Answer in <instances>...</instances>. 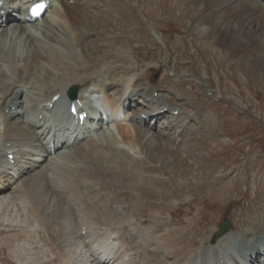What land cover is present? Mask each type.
Listing matches in <instances>:
<instances>
[{
  "label": "bare ground",
  "instance_id": "bare-ground-1",
  "mask_svg": "<svg viewBox=\"0 0 264 264\" xmlns=\"http://www.w3.org/2000/svg\"><path fill=\"white\" fill-rule=\"evenodd\" d=\"M1 1H4V6L0 8V12L4 10L6 12L3 18L1 17L4 19L2 22L8 20V25L12 26L0 27V34L10 36L13 31L11 42L16 44H11L14 48L9 49V54L0 55V62H7L8 65L5 73L3 72L4 80L0 82V209L3 210L5 207L6 209L11 208L12 211L17 210L16 213H19V216L17 214L18 218H13L15 221L10 220L11 218L6 220L0 216V238L5 237V232H7V239L20 237L24 241H29L31 237L33 239L32 233L36 235L39 231L51 232L53 233L51 237L55 236L53 240L55 252L52 256L42 257L41 260L36 262L32 260V262L31 257L27 256L26 259L20 255L22 259L16 257L19 264H264V260H261L262 257L264 259V246L261 245L264 243L262 214H256L251 219L245 216L244 220L248 223L244 229L238 232L232 231L222 237L217 236L218 227H216L213 233L206 236L207 239L193 250L194 253L190 257L180 254L173 256L169 254V256L167 251H161V256L149 258L141 247L142 244L139 243L141 237L136 229L131 224L124 225L113 218L119 214L110 210L109 213H104L103 218L105 219H103L87 213L80 198L82 190L95 191L111 198L115 196L118 202L123 201L122 206L119 207L120 210L128 207V204L124 200L121 201L120 197L127 194L134 195L136 191L134 188L138 183L129 180L125 182V179L139 183L142 180L145 182V175L141 172V166L145 163L137 157V154L144 155L146 159L156 162L159 166L163 167L164 163L167 164L164 154L169 153V146L164 141L158 142V139L165 140V137L162 133L156 134L152 128L144 126L145 119L152 113L161 114L164 110L167 112L179 110V114L171 118L175 124L174 127L180 133L176 137L179 139L181 134L189 129L187 117L192 112L189 103L193 101L194 96L187 95L186 99L181 100L179 95H183V92L165 87L152 90L148 87V83L142 82L140 75L137 74L129 78L125 89H120L126 75L119 76L118 80L117 73L111 72L108 68L116 69L117 66L98 67L96 62L91 63L87 60L97 58V61L101 59L97 50L102 49L99 51V54L102 53L100 55H103L105 51L99 43L95 46L91 44L96 40L92 41V34L96 36L101 32L102 27L109 29L114 24L113 10L102 8L105 6H101L100 0H74V9L90 16L92 22L83 19L82 14L76 16L71 14L69 11V7L72 6L70 5L71 0H60L58 2L60 7L64 8L52 10L43 23L36 24H27L23 20L25 6L34 3L35 0ZM159 1L147 0V3L145 2L150 18L159 19L160 11L156 9L157 7L154 9L151 6V3ZM194 1L204 2L209 7V10H206L207 14L201 12L193 16L194 26H210L211 36L219 41L218 44L223 45L224 43L232 46L237 54L255 52L252 62L257 66H260V62L264 63L262 54L264 50V0ZM215 1H219L220 5L233 4L235 8H240L241 12L233 11L230 18L226 16L223 19L221 14H215L218 7L212 8L213 11L210 13ZM11 11L17 13L16 18L13 17ZM103 17L108 18H105L107 25L102 23ZM230 19H241L243 23L239 27ZM222 20L225 25H220L219 28L214 27L218 21L223 23ZM0 43V52L6 51L8 41L0 36ZM78 49L82 52L81 54L78 53ZM91 50L96 51L94 56L90 55ZM66 52L72 55V60L68 59ZM114 54L118 59L119 53ZM163 64L164 61L155 62L156 66L161 67ZM131 67L133 66L129 65V68ZM8 70L15 76L13 84L9 83L11 80L8 83V80L5 81L9 75ZM130 71L127 70V72ZM9 77L12 78V76ZM172 81L176 82L173 79ZM90 84H94L93 87ZM71 86L78 87L80 91L78 100L70 104L78 107L79 111L86 108L84 103L92 92L101 94L105 104L111 107L110 110L118 124L112 126L117 127L119 133L117 141L108 139L98 144L96 140L91 139L84 144H80L81 141L77 142L78 145L80 144L78 150L88 152L86 156H77L79 159L68 157L73 151L68 146V140L59 141L56 133H49L48 135H52L53 140L47 142L48 135L45 136L47 130L45 125L47 122L50 123L49 118L53 112L47 107V102H50L53 95L62 93L56 105L62 102L66 104L67 91ZM31 92L35 93V96L30 94ZM25 95L39 105L34 115L30 114V107L26 105V97L22 98ZM137 97L156 99L158 106L145 105L146 108H144L136 105L137 108L135 106L129 112L128 107L139 102L140 98ZM206 101L207 99H204V103ZM41 114H43L42 118ZM103 121L100 123L101 126L104 124ZM135 122L137 124L134 125ZM89 146L96 149L90 150ZM10 155H14L11 160ZM136 163L139 165L136 166ZM257 173H260L259 169ZM257 173L249 174L254 177V194L258 182L257 177L260 175ZM114 184L125 185L122 194L118 193L120 187L113 190ZM147 184L152 185L154 182L149 180ZM100 186H102L101 191ZM135 195L138 196L135 198L130 196L129 203L132 200L140 202L139 192ZM262 202L264 207V200ZM19 205L26 214L20 212L22 209L18 208ZM97 206L94 207L97 208ZM26 232H30L31 235L29 233L25 236ZM61 232L63 235L60 234ZM125 237H129L130 240L134 239V243L131 244L130 240H126ZM241 242L242 246L250 250L245 253L244 258L237 251L238 243L241 244ZM39 248L37 247L38 250ZM37 249L34 250L35 253ZM35 256L38 258L37 255Z\"/></svg>",
  "mask_w": 264,
  "mask_h": 264
},
{
  "label": "rangeland",
  "instance_id": "rangeland-1",
  "mask_svg": "<svg viewBox=\"0 0 264 264\" xmlns=\"http://www.w3.org/2000/svg\"><path fill=\"white\" fill-rule=\"evenodd\" d=\"M100 1L101 6H105L102 8L113 10L114 24L109 29L102 27L101 32L96 36L103 32V37L99 36L100 39L96 37V40L91 43L94 46L99 43L105 48L103 55L99 54L102 49L97 50L101 59L87 60L91 63L96 62L98 67L117 66L116 69L108 67L111 72H115L117 75L128 73L127 70L134 69L135 73L140 75L142 73L143 81L153 88L165 87L183 92V95H179L181 100L186 99L187 95L194 96L191 106L195 108L194 111L201 108V121L207 124L202 134L210 132L211 134L210 138L209 136L201 137V127L199 126L201 123H196L194 131L198 135H196V142L191 146L180 145L181 143H177L175 140L171 142V145H168L170 143L168 138L165 140L157 138L158 142L164 141L169 146V153L164 154L167 164L164 163L163 167L146 159L144 155L137 154V157L147 164L141 166L145 182L142 180L139 183L128 178L125 179V182L138 183L133 194L139 192L140 202L132 200L129 203L130 196L135 198L138 195H121V201L124 200L128 204L124 210L119 208L123 201L118 202L115 196L111 198L95 191L82 190L80 198L85 211L91 216L97 215L99 218H103L105 212L109 213L112 210L115 214H119L117 217H113L114 219L124 225L131 224L140 234L139 243L142 244L141 247L149 258L161 256V251H167L171 256L180 254L190 257L194 253L193 250L206 240L216 227H220L223 221L229 220L233 230L240 231L248 223L244 220L245 216L251 219L260 211L264 213L262 205L264 200V68L258 69V67H264V63L260 62V66L256 67L249 61L254 57L255 52L241 54L230 52V49L225 48L226 44H218L217 39L209 37L210 28L199 31L192 27L193 19H195L192 17L195 14H201V11L198 13L201 6L192 4L190 0H160L158 3L153 2L156 3L155 5L151 3L154 9L157 7L156 9L160 11L159 19L150 18V13L146 8L147 0ZM74 6L75 3L69 7L71 14L73 16L82 14L83 19L86 20L87 16L82 11L75 10ZM208 8V6L204 7L205 11L203 10L202 13L207 14ZM90 18H88V22ZM105 18L108 19L103 17L102 23L107 25L108 22ZM216 25L219 26V22ZM110 31L114 32L113 36ZM104 32L107 33L104 34ZM0 36L6 40L9 38L4 34ZM92 36L94 35L92 34ZM103 38L109 39L110 45ZM10 40H8L10 44L15 43ZM2 52L3 54H1ZM2 52H0L1 56L9 54V47ZM95 53V50L90 51L92 56ZM114 53H119L118 59ZM262 54L264 58V50ZM71 56L70 54L69 60L73 59ZM159 61H164L163 66L155 65V62ZM150 64L151 67H149ZM129 65L133 67L129 68ZM7 68V62H0V82L4 80L3 72L5 73ZM7 73L9 75L5 81L8 80V83L11 80L10 84L15 83V76L9 70ZM117 75L116 78L119 80L121 76ZM30 94L35 96L33 92ZM156 94L158 95V93ZM25 97L26 95L22 96L24 99ZM204 99H207L205 103ZM26 100V105L30 107H28L30 114H34L39 105L27 97ZM142 102L149 103L147 99H143ZM205 112H212V114L209 113L207 116ZM189 129L191 130V127ZM189 129L183 134L191 135L192 132ZM234 142L238 148L221 153L222 148L230 146ZM189 148L190 150H187ZM93 149L91 147L90 150ZM70 154L71 156L68 157L79 159L77 156H86L88 152L77 149ZM134 156L136 157V154ZM138 165L136 163V166ZM246 166L250 167L248 171ZM90 167L92 168V166ZM258 169L260 173H257ZM253 172L260 174L257 177L258 182L255 190L257 196L253 193L254 177L249 176ZM148 179L154 184L148 185ZM124 186L114 184L112 187L113 190L120 187L118 193L122 194ZM101 189L102 186L99 187L100 191ZM109 191L113 193L111 190ZM222 195L225 197L223 198ZM18 208L22 209L20 205ZM3 210L0 209V216L6 220L11 218L10 220L15 221L13 218H18L17 214L19 216V213H16L17 210L12 211L11 208L6 209L5 207ZM20 212H24L23 209ZM259 216L261 217V215ZM44 232L39 231L36 235L32 233L34 237L33 239L31 237L29 241H24L20 237L7 239V232H5V237L0 238V264H19L16 257L21 259L22 257H26V259L31 257L30 261L36 262L42 257L52 256L55 252L53 249L55 236L51 237L53 234L51 232ZM29 233L26 232L24 235L28 236ZM60 234L63 235V232ZM125 238L130 240L129 237ZM129 242L133 244L134 239ZM37 247H40L39 250ZM35 249L38 250H36L37 253H35ZM33 254L34 257H32Z\"/></svg>",
  "mask_w": 264,
  "mask_h": 264
},
{
  "label": "snow or ice",
  "instance_id": "snow-or-ice-1",
  "mask_svg": "<svg viewBox=\"0 0 264 264\" xmlns=\"http://www.w3.org/2000/svg\"><path fill=\"white\" fill-rule=\"evenodd\" d=\"M42 7L41 5H37L36 8L33 9L34 13L40 8Z\"/></svg>",
  "mask_w": 264,
  "mask_h": 264
},
{
  "label": "water",
  "instance_id": "water-1",
  "mask_svg": "<svg viewBox=\"0 0 264 264\" xmlns=\"http://www.w3.org/2000/svg\"><path fill=\"white\" fill-rule=\"evenodd\" d=\"M228 230V226H226L224 229H223V233L226 232Z\"/></svg>",
  "mask_w": 264,
  "mask_h": 264
}]
</instances>
